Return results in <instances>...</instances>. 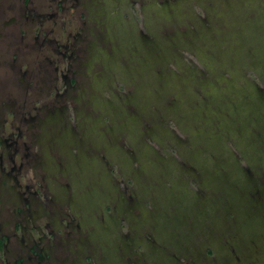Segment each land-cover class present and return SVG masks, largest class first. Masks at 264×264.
<instances>
[{
    "label": "rangeland",
    "instance_id": "1",
    "mask_svg": "<svg viewBox=\"0 0 264 264\" xmlns=\"http://www.w3.org/2000/svg\"><path fill=\"white\" fill-rule=\"evenodd\" d=\"M0 264H264V0H0Z\"/></svg>",
    "mask_w": 264,
    "mask_h": 264
}]
</instances>
